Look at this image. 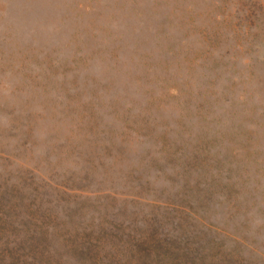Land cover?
<instances>
[{
	"label": "rangeland",
	"instance_id": "obj_1",
	"mask_svg": "<svg viewBox=\"0 0 264 264\" xmlns=\"http://www.w3.org/2000/svg\"><path fill=\"white\" fill-rule=\"evenodd\" d=\"M0 264H264V0H0Z\"/></svg>",
	"mask_w": 264,
	"mask_h": 264
}]
</instances>
